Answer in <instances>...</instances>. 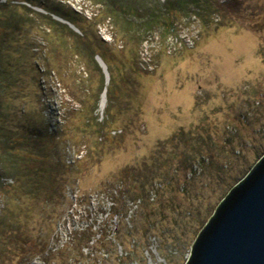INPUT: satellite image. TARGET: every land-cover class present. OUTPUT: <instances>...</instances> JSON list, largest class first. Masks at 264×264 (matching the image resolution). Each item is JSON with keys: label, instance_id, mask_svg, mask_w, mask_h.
Here are the masks:
<instances>
[{"label": "rangeland", "instance_id": "rangeland-1", "mask_svg": "<svg viewBox=\"0 0 264 264\" xmlns=\"http://www.w3.org/2000/svg\"><path fill=\"white\" fill-rule=\"evenodd\" d=\"M209 5L167 13L140 42L96 1L0 0V235L12 219L18 236L13 250L1 236L0 264H44L89 230L83 256L51 264H186L264 156V0ZM96 53L115 72L109 110L100 55L95 107ZM86 118L118 136L104 156L87 153Z\"/></svg>", "mask_w": 264, "mask_h": 264}, {"label": "trees", "instance_id": "trees-1", "mask_svg": "<svg viewBox=\"0 0 264 264\" xmlns=\"http://www.w3.org/2000/svg\"><path fill=\"white\" fill-rule=\"evenodd\" d=\"M99 3H102L103 5L108 6L109 8V16L111 19L115 20L120 25V32L122 35L127 39L128 41H140L143 42V34L150 32L155 26H158L162 23L163 20H166L167 13L169 14H175L177 12H181L183 9H186L189 5L196 8V13L201 15L203 17V14L207 12V9L210 8L211 5H209V0H166L164 4L161 5V7H157L159 2L158 0H92ZM24 2V1H23ZM22 7L23 9L27 8L25 4H20L18 8ZM143 12V13H142ZM68 21H70L71 24L76 26V20H74L71 16H68ZM2 28L0 27V32L2 33ZM87 33V32H86ZM85 37V38H84ZM84 38V39H83ZM82 40L86 43L89 40L88 33L83 36ZM0 38V43H1ZM3 50L0 44V51ZM96 55H100L105 63L108 65L110 75H111V82L107 89V95H108V107L109 110L110 105L112 104L113 100L116 97L115 89H114V79H115V72L113 65L111 62L106 58V56L101 55L100 53L93 54L91 65L95 67V69L99 72L101 76V87L99 94H97V100H96V109L99 108V102L101 99V95L103 94L106 83H105V74L103 72L102 67L98 64V62L95 60ZM86 68L87 66L84 65ZM89 71V70H88ZM88 73V72H87ZM112 86V87H111ZM76 129L81 132H86L90 135L91 140L88 142V154L91 158H94L98 155L104 156V151L109 145L114 143L117 140V135L112 136L111 134H107L105 131V125L101 122H99L97 119H84L80 124L76 126ZM3 132L0 131V137L3 136ZM7 141V139H6ZM14 148V147H13ZM11 150V149H10ZM24 159H28V157H25ZM87 159V158H86ZM85 161V160H84ZM146 195L145 190L138 191L135 195L134 201H137L138 199L144 198ZM112 208H113V214L117 212V199H115L112 196ZM3 231V233L0 235H3L5 237V243H2V245H6L7 249L13 250L17 248V242L16 238L17 232H16V222L12 219H10ZM90 230L82 233L81 237H73L71 242L69 244L63 245V247H52L49 254L43 257L41 262L44 264H51V259H49L50 256H60L64 253H68L69 257L73 258V260L79 255L83 256V249L90 248L88 246V241H90ZM15 241V242H14ZM93 252V251H92ZM90 252V254H92ZM70 258V259H71ZM75 261L71 262L70 264H73ZM55 264H60L56 261ZM65 264H69L66 262Z\"/></svg>", "mask_w": 264, "mask_h": 264}, {"label": "water", "instance_id": "water-1", "mask_svg": "<svg viewBox=\"0 0 264 264\" xmlns=\"http://www.w3.org/2000/svg\"><path fill=\"white\" fill-rule=\"evenodd\" d=\"M186 264H264V156L222 201Z\"/></svg>", "mask_w": 264, "mask_h": 264}]
</instances>
